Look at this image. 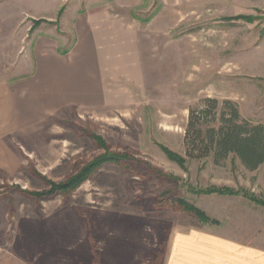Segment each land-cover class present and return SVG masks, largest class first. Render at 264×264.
Instances as JSON below:
<instances>
[{"label":"rangeland","instance_id":"1","mask_svg":"<svg viewBox=\"0 0 264 264\" xmlns=\"http://www.w3.org/2000/svg\"><path fill=\"white\" fill-rule=\"evenodd\" d=\"M80 32L98 38L105 94L42 107L0 140V264H164L171 231L195 227L264 253V165L184 144L207 99L264 123V0H0V81Z\"/></svg>","mask_w":264,"mask_h":264},{"label":"crops","instance_id":"2","mask_svg":"<svg viewBox=\"0 0 264 264\" xmlns=\"http://www.w3.org/2000/svg\"><path fill=\"white\" fill-rule=\"evenodd\" d=\"M104 59L98 38L80 32L67 51L37 59L29 78L0 81V140L42 107H59L81 94L101 100L105 87L99 72ZM169 237L164 264H264V253L206 228L173 229Z\"/></svg>","mask_w":264,"mask_h":264},{"label":"trees","instance_id":"3","mask_svg":"<svg viewBox=\"0 0 264 264\" xmlns=\"http://www.w3.org/2000/svg\"><path fill=\"white\" fill-rule=\"evenodd\" d=\"M206 103L205 108L189 112L184 133L187 156L200 158L211 155L213 162L219 163L233 155L248 170L264 165V123H252L242 118L235 103L229 100L222 101L219 108L215 99H207ZM80 180L81 174L63 184L53 185L52 190L74 188ZM184 205L183 209L200 221L217 223V220L209 218L201 209ZM128 235L130 233L121 228L119 236L125 239Z\"/></svg>","mask_w":264,"mask_h":264}]
</instances>
